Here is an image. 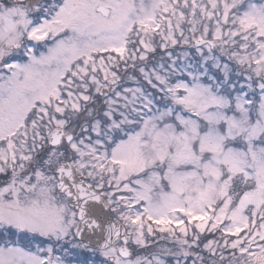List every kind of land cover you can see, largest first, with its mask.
I'll use <instances>...</instances> for the list:
<instances>
[{"label": "snow or ice", "instance_id": "snow-or-ice-1", "mask_svg": "<svg viewBox=\"0 0 264 264\" xmlns=\"http://www.w3.org/2000/svg\"><path fill=\"white\" fill-rule=\"evenodd\" d=\"M0 264H264V0H0Z\"/></svg>", "mask_w": 264, "mask_h": 264}]
</instances>
